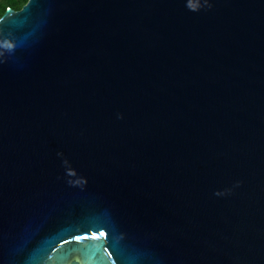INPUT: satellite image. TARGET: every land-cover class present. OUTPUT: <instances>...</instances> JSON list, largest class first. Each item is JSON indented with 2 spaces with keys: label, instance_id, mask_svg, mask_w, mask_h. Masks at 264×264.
Returning a JSON list of instances; mask_svg holds the SVG:
<instances>
[{
  "label": "water",
  "instance_id": "95a60500",
  "mask_svg": "<svg viewBox=\"0 0 264 264\" xmlns=\"http://www.w3.org/2000/svg\"><path fill=\"white\" fill-rule=\"evenodd\" d=\"M0 264H264V0L7 7Z\"/></svg>",
  "mask_w": 264,
  "mask_h": 264
},
{
  "label": "trees",
  "instance_id": "16d2710c",
  "mask_svg": "<svg viewBox=\"0 0 264 264\" xmlns=\"http://www.w3.org/2000/svg\"><path fill=\"white\" fill-rule=\"evenodd\" d=\"M27 0H0V15L5 11L9 6L19 9L26 3Z\"/></svg>",
  "mask_w": 264,
  "mask_h": 264
},
{
  "label": "snow or ice",
  "instance_id": "6c2138e0",
  "mask_svg": "<svg viewBox=\"0 0 264 264\" xmlns=\"http://www.w3.org/2000/svg\"><path fill=\"white\" fill-rule=\"evenodd\" d=\"M192 7H195V4H193ZM7 12H11V9H7Z\"/></svg>",
  "mask_w": 264,
  "mask_h": 264
}]
</instances>
